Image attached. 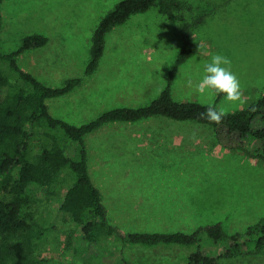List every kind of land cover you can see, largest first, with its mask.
I'll return each instance as SVG.
<instances>
[{
    "label": "rangeland",
    "instance_id": "obj_1",
    "mask_svg": "<svg viewBox=\"0 0 264 264\" xmlns=\"http://www.w3.org/2000/svg\"><path fill=\"white\" fill-rule=\"evenodd\" d=\"M120 0H1L0 51L16 50L28 34L48 38L45 45L16 56L22 69L50 86L82 77L70 92L46 99L49 112L81 124L117 106H140L164 88L166 76L189 25L199 45L178 68L172 85L176 100H193L232 112L264 94V0H182L173 15L157 5L132 15L106 35L96 70L84 75L91 37L101 17ZM215 54L227 56L240 81V101L224 95H201L186 86L198 82ZM162 118L113 122L85 136L87 166L101 192L109 220L124 231L193 232L182 223L221 221L231 235L264 217V160L242 149H228L224 136L198 124ZM75 144L71 147L70 153ZM182 149L193 153L179 155ZM74 153V151H73ZM72 153V154H73ZM18 167L13 171L15 177ZM46 190L33 194L34 218L45 228L35 254L51 264H182L194 247L122 245L109 239L80 253L66 249L76 225ZM9 199V195L2 194ZM204 251L223 264H264V250L227 258L222 248L203 242ZM91 258L86 262L85 258Z\"/></svg>",
    "mask_w": 264,
    "mask_h": 264
},
{
    "label": "trees",
    "instance_id": "obj_2",
    "mask_svg": "<svg viewBox=\"0 0 264 264\" xmlns=\"http://www.w3.org/2000/svg\"><path fill=\"white\" fill-rule=\"evenodd\" d=\"M154 5L162 14L173 15L183 3L182 0L118 1L101 17L93 31L90 58L83 74L96 70L104 53L106 35L113 27ZM47 40L43 34L32 33L22 39L16 50L0 51V264H51L35 254L45 228L29 209L31 202L37 200L33 194L43 190H46L45 198L56 200L59 209L68 213L76 225L66 244V249L76 253H80L78 241H84L86 248H91L109 239H116L125 246L194 247L182 264H223L219 261L220 255L204 251V241L221 247V256L227 258L264 250V217L243 232L231 235L224 231L221 221L199 226L191 233L122 230L107 216L101 192L88 172L84 144L85 136L103 124L162 118L186 121L183 125L197 122L194 124L212 127L217 138L224 136L228 149L239 148L249 156L264 160V94L248 107L228 112L219 125L200 116L208 106L214 105L176 100L172 96V85L178 68L196 54L199 47L187 24L182 29V43L165 86L156 97L145 105L111 108L77 125L54 117L46 99L70 92L80 84L82 77H70L61 86L54 87L16 62L18 54L43 46ZM182 152L183 156L192 154ZM16 167L19 168L17 177L13 174ZM2 194L9 195V199L2 198ZM92 257L85 258L86 262H91ZM121 264H131V261L122 256Z\"/></svg>",
    "mask_w": 264,
    "mask_h": 264
},
{
    "label": "clouds",
    "instance_id": "obj_3",
    "mask_svg": "<svg viewBox=\"0 0 264 264\" xmlns=\"http://www.w3.org/2000/svg\"><path fill=\"white\" fill-rule=\"evenodd\" d=\"M231 60L222 54H215L211 62L205 64L204 75L198 81L194 82L190 77L186 80V86L194 88L201 95L215 93L223 94L226 101L235 103L242 97L240 81L236 74L231 70ZM227 115L225 109L220 107L208 106L205 112L201 113V118L207 119L211 123L221 124Z\"/></svg>",
    "mask_w": 264,
    "mask_h": 264
},
{
    "label": "crops",
    "instance_id": "obj_4",
    "mask_svg": "<svg viewBox=\"0 0 264 264\" xmlns=\"http://www.w3.org/2000/svg\"><path fill=\"white\" fill-rule=\"evenodd\" d=\"M48 41V40H47ZM183 150H185L186 151V149H182L181 150V152H180V154L179 155H183ZM187 153H193V151L192 152H188L187 151ZM206 224H211V223H182V224H180V225H182V226H188V227H199V226H203V225H206ZM251 225V224H250ZM249 226V225H248ZM137 232H141V231H137ZM147 232V231H146ZM182 232V231H181Z\"/></svg>",
    "mask_w": 264,
    "mask_h": 264
}]
</instances>
